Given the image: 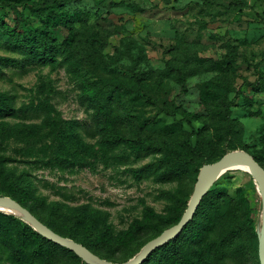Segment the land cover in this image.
I'll list each match as a JSON object with an SVG mask.
<instances>
[{
  "label": "rangeland",
  "instance_id": "rangeland-1",
  "mask_svg": "<svg viewBox=\"0 0 264 264\" xmlns=\"http://www.w3.org/2000/svg\"><path fill=\"white\" fill-rule=\"evenodd\" d=\"M52 6V0H0L1 31L17 25L26 31L47 29L56 44L70 41L73 46V54H55L25 69H2L0 93L22 111L0 123L23 128L12 130L9 136L0 132V159H5L0 164V188L25 173L28 189L22 195L38 216L63 235L91 239L109 260L126 263L174 217L176 209L181 206L182 211L196 181L194 177L166 180L150 172L159 154L136 155L121 146L107 150L106 134L97 128L86 102L92 91L87 90L88 83L99 80L106 88L126 89L125 104L137 120L120 125L126 138L156 133L155 122L161 117L169 119L173 112L203 128L194 133L193 126H187L190 134L169 136L172 152L186 154L183 141L188 136L196 145L199 141L192 158L195 164L214 158L211 144L221 143L228 151L240 144L239 150L262 153L264 165V90L254 91L244 84L264 76V0H79L49 15ZM65 15L74 19L73 29L61 21ZM5 33L0 35V55L23 57L6 44ZM92 36L97 41L90 42ZM211 62L223 63L225 68L211 70L206 66ZM168 65L188 73L196 70L167 75ZM139 72L147 73L146 79L139 81ZM139 83L149 101L140 97L131 101ZM212 89L224 90L227 99L234 100L229 107L233 134L223 142L213 133L219 129L220 138L225 122L215 114L216 103L202 96L203 90ZM56 157L70 165L54 164ZM211 189L210 197L221 191L216 202L231 213L230 220L223 218L220 224L222 234L226 235L230 225L237 228L250 208L257 218L260 197L248 173L226 172ZM167 192L177 199H169ZM82 205L105 216V226L93 238L80 228L71 232L74 215ZM4 215L25 222L7 210H0L1 221ZM135 222H146L148 230L137 232L132 227ZM247 232L235 236L232 254L223 264H258ZM41 251L36 264L44 260L76 264L75 258L59 248L43 245ZM0 264H19L1 242Z\"/></svg>",
  "mask_w": 264,
  "mask_h": 264
},
{
  "label": "trees",
  "instance_id": "trees-1",
  "mask_svg": "<svg viewBox=\"0 0 264 264\" xmlns=\"http://www.w3.org/2000/svg\"><path fill=\"white\" fill-rule=\"evenodd\" d=\"M71 1L79 0H52L53 6L49 9L47 14H58L62 9L65 10L64 7L66 6V3ZM241 6L242 5H240V7ZM70 16L74 18L73 14ZM73 18H69L68 15H65L61 18V21L65 26H69V29H73V27H71V24H74ZM2 32H6V44L9 47L17 48L19 54L23 57L18 59L0 55V73H2L3 68L13 67L14 69H25L35 63L37 64L49 61L55 56V54H62L63 56L66 54L68 55L73 51L72 42L63 41L56 44L53 41V37H50L47 29L41 28L26 31L24 26L21 27V25H17L15 28H7L5 31H1L0 27V35ZM91 41H97V37L92 36L90 38V42ZM65 60L69 62V64H73L70 58L65 57ZM199 61L203 63L207 60L200 59ZM222 64L223 63L217 64L215 62H211L207 63L206 66L211 70H214L215 68L222 70L225 68ZM195 70V68H192L190 69V72H195ZM170 73L189 74L185 69L182 70V68H174L168 65L164 74L170 75ZM146 76L148 75L145 72H139L137 74L139 81L146 79ZM185 76L187 75H182L180 77ZM244 84L249 86L254 91L264 90V76L260 74L255 83L245 82ZM114 88L116 87L106 88L104 83L99 80L91 81L87 85V90L91 89L92 91L87 93L86 102L88 108L92 110V117L96 122L95 124L97 128L103 130V134H106L104 144L106 145L107 150L115 149L121 146L131 148L136 151V155L146 156L149 154H159L160 157L156 160L154 169L150 172H158L160 178L172 181H178L187 177H194V180L196 181L195 177L198 176L199 170L203 165L213 163L219 160L227 152H230L226 149L228 146L226 147V145L221 143H212V148L216 151L214 158L195 164L194 159L192 158L193 155L197 154L199 141L196 139V145L188 136L183 141V147L185 149V153L187 152L191 157H189L187 153L181 156L172 152V148L170 147L171 145L167 139L169 136L176 133H198L203 128V126H201L203 124L194 127L191 119L177 118L173 112L168 115L170 116L168 117L169 119L161 117L155 122V126H153V128L157 130L156 133L154 132V134L152 133L151 135L145 136L137 135L135 138L124 137L120 130V125L136 124L137 120L131 112L130 106L125 104L127 99L123 97V94L126 92V89L120 86L119 90L116 91ZM202 96L216 103V105H214L215 114L218 115L219 120H223L225 122L223 124V133L220 138L218 136L219 129L213 133L214 135H217V141L223 142L227 136L233 134L234 121L230 118L229 107L232 106L234 100H228L224 90L221 89L219 91L216 89L203 90ZM139 97L144 101L150 100L140 83L138 84V89H136L131 97V101H134ZM17 111L22 110H16L10 101L2 93H0V120L14 115ZM215 114L210 110L211 119H214ZM217 123L219 125V121H217ZM187 126H193L191 132H189L186 128ZM142 127L143 126L140 128ZM0 128L2 135L9 136L12 130L18 131L19 128L23 127L3 122L0 123ZM239 149H242L240 144H235L231 147L232 151ZM247 153L250 154L253 159H255V161H257L264 168L262 153ZM190 160H192V162ZM53 161L56 165H70V163L58 157L54 158ZM2 163H5V159L3 158L0 159V164ZM1 172L2 167L0 165V173ZM24 177L25 173H20L19 175L11 178L10 185L0 188V197L12 198L55 233L68 237L73 241L80 243L98 257L109 260L100 247L91 239L86 240L83 238H73L71 233L63 235L52 226V223L45 221L41 216H38L35 212L34 205L29 203L27 199L23 198L22 192L26 191L25 188L28 189V186L24 184ZM28 191L30 192V190ZM212 191L213 189H210L204 196L194 217L183 228L182 232L176 238L156 249L143 261L142 264H223V261L232 254L231 248L235 236L239 235L241 231H245L246 229H248V238L253 239V251L259 264L258 241L255 232L257 218L252 217L253 208L246 211V219L240 221L237 228L230 225L228 232L224 235L222 234V226L220 224L223 222V218H226L227 221L230 220V209L227 206H221L218 202H216V199L222 194L221 191H219V194H216L215 197H210ZM167 194L169 199H177L174 194L170 192H167ZM191 194L183 203L184 207L182 211L181 206L176 209L174 217L167 221L158 230V233L143 243L140 249L132 255V258L140 252L142 247L148 241L178 223L185 212ZM54 208L58 209L59 204L55 203ZM4 219L6 222L0 220V242L7 247L10 256L17 263L36 264V260L42 257L41 246L48 245L50 247L59 248L60 250L70 254L76 259V264H85L78 256L68 249L60 247L37 234L21 219L16 218L13 215H4ZM105 223L106 220L104 214L90 209L88 205H82L78 207V212L74 215L70 228H72L71 232L79 228L86 230L90 234L88 236L90 238L99 232L101 228L105 226ZM132 227L137 232H144L148 230V224L146 222H135ZM114 263L117 262L115 261ZM42 264L51 263L44 260Z\"/></svg>",
  "mask_w": 264,
  "mask_h": 264
},
{
  "label": "water",
  "instance_id": "water-1",
  "mask_svg": "<svg viewBox=\"0 0 264 264\" xmlns=\"http://www.w3.org/2000/svg\"><path fill=\"white\" fill-rule=\"evenodd\" d=\"M234 170H241L251 175L258 187L260 208L256 220L255 232L258 241V261L259 264H264V168L257 161H255L250 154L242 150L227 152L219 160L203 165L199 170L197 180L185 212L178 223L148 241L142 247L140 252L126 263H114L109 260L102 259L80 243L55 233L39 221L34 215H32L26 208L10 197H0V210H6L3 207L4 205L15 208L17 213L7 211L21 217L37 234L43 238L60 247L68 249L88 264H142L143 261L151 255V253L176 238L182 232L183 228L194 217L202 199L214 183L226 172Z\"/></svg>",
  "mask_w": 264,
  "mask_h": 264
},
{
  "label": "bare ground",
  "instance_id": "bare-ground-1",
  "mask_svg": "<svg viewBox=\"0 0 264 264\" xmlns=\"http://www.w3.org/2000/svg\"><path fill=\"white\" fill-rule=\"evenodd\" d=\"M3 207H4L6 210H8V211H11V212L17 213V210H16L15 208H13V207H10V206H8V205H4Z\"/></svg>",
  "mask_w": 264,
  "mask_h": 264
}]
</instances>
